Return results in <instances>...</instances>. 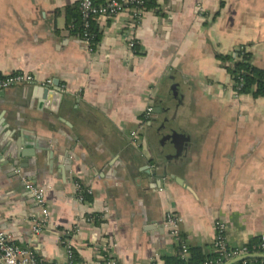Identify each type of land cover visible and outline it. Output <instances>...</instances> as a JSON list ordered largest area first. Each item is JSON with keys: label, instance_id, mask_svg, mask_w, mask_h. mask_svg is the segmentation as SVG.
<instances>
[{"label": "crops", "instance_id": "obj_1", "mask_svg": "<svg viewBox=\"0 0 264 264\" xmlns=\"http://www.w3.org/2000/svg\"><path fill=\"white\" fill-rule=\"evenodd\" d=\"M76 1L0 0V75L53 82L0 90V228L57 264L69 249L80 264H186L194 248L212 253L217 222L231 248L255 241L264 231V95L237 94L219 56L234 59L244 46L264 69V0H155L138 21H96L92 50L66 26ZM37 86L56 89L59 102ZM156 100L175 107L164 130L168 113L143 122ZM171 130L183 149L158 178L160 152H175L162 143ZM17 147L32 153L27 163L14 161ZM24 180L45 191L36 239L31 220L42 208ZM169 210L184 257L163 227Z\"/></svg>", "mask_w": 264, "mask_h": 264}, {"label": "built area", "instance_id": "obj_2", "mask_svg": "<svg viewBox=\"0 0 264 264\" xmlns=\"http://www.w3.org/2000/svg\"><path fill=\"white\" fill-rule=\"evenodd\" d=\"M146 0H101L96 3L94 0H79V11H80V27L81 32L78 34L92 50L93 43L91 42V34L89 31L90 21H99L102 19H109L121 14H126L131 20L138 21L144 12V3ZM129 48L134 46V42L128 43ZM234 59L237 58V54L233 53ZM26 83L29 85H42L52 88L53 82L51 79H46L39 82L37 78L26 71H13L4 75H0V90L8 89L15 84ZM234 90L240 87L239 82L233 80ZM152 106L149 105L144 111L143 122H145L152 111ZM131 137L135 138L136 133L132 132ZM15 171L21 172L18 164L16 165ZM27 190L33 196L35 201L42 208V216L40 218H33L31 220V231L32 237L37 238L41 233L45 225V218L47 216V210L45 207V191L38 185L31 183L28 180H24ZM82 199V197H80ZM178 216L169 210L163 219V227L167 230L168 234L179 243L181 253L184 256L188 254V247L185 243L181 242L179 229H178ZM225 226L221 222L216 224V233L212 240L213 252H216L215 259L205 260L202 263H186V264H222L225 261L244 254L254 252H264V231L259 234L257 239L251 244H246L236 248H231L224 233ZM69 261L66 264H73L71 258V250H68ZM0 264H57L55 262L46 261L42 257L38 256L33 249L28 245H18L13 241L11 235L5 230L0 228ZM103 264H116L113 258L105 257ZM153 264V263H148Z\"/></svg>", "mask_w": 264, "mask_h": 264}, {"label": "trees", "instance_id": "obj_3", "mask_svg": "<svg viewBox=\"0 0 264 264\" xmlns=\"http://www.w3.org/2000/svg\"><path fill=\"white\" fill-rule=\"evenodd\" d=\"M96 3L101 0H94ZM155 0H146L144 3V8L149 9L155 7ZM65 22L71 30V33L80 34V11H79V0L73 4L65 7ZM91 42H99L101 37V32L99 26L95 20L90 21ZM237 58L233 59L231 55H220L223 61H225L226 69L231 74L232 79L237 83L239 82L240 87L236 89L237 94H252L253 97L264 95V69L255 66L251 61V53L247 51L244 46L240 49L235 50ZM85 197L88 198L84 194ZM251 244V243H249ZM216 252L208 255H201L199 250L194 248L192 262L190 263H202L205 260L215 259ZM71 258L73 264H80V259L75 250L71 249ZM255 262L257 264H264V259H247L240 261L239 263ZM211 264H215L212 262Z\"/></svg>", "mask_w": 264, "mask_h": 264}, {"label": "water", "instance_id": "obj_4", "mask_svg": "<svg viewBox=\"0 0 264 264\" xmlns=\"http://www.w3.org/2000/svg\"><path fill=\"white\" fill-rule=\"evenodd\" d=\"M55 84H57V81H55ZM37 87H39L38 88V92L39 93L41 91H43V93H42L43 96H45V95H49V96H52V97L55 96L54 95V90H56V89L49 90L48 88H44V87H40V86H37ZM41 88L43 90H41ZM170 89H171L172 93L178 95L179 84L178 83H173L171 85ZM48 91L51 92V93L48 94ZM59 99H60V97H56L55 96V98H54L55 103L56 102L58 103ZM160 104H161L160 101H157V100L155 101V105L153 106L151 114H150V117H149L150 119L148 121V127L151 126V125H154L156 123L157 115H159V114L162 115L163 113H166V114L168 113L167 115H165L163 117L164 121L157 128V130H160V129L164 130L167 127L166 123L168 122V120H170L172 117L175 116V113L172 111L175 107H170L169 105H166V106L163 105V107H162ZM161 137H162V143L166 139L170 140L169 142H172V144H173V146L175 148V152L173 154H165V153H163V151H161L160 155H159V158H160L161 162L164 161L165 163L162 162V163H164V165H159V166H157V168L160 167V166L162 167L161 171H162V173H164L163 174L164 176L163 175H157V176H158V178H167L166 175L169 174V170H168L169 163H166V160H173V159L177 158L179 156L181 150L183 149V144H182V141L179 139V138H181L180 135L174 130H171L169 134H165L164 136L161 135ZM17 148L15 149V152H13V156H12L14 161L19 160V162H21V163H27V160H24V158L26 156H31L32 153L28 152V151H25V150H22V149H19V147H17ZM16 165H17V163H16ZM26 165L27 164H25V166ZM153 174L155 175V170H154ZM24 187L26 188L25 182H24ZM26 190H27V188H26ZM251 258L264 259V252H254V253L239 255V256L233 257V258L225 261L222 264H235L237 262L244 261V260L251 259Z\"/></svg>", "mask_w": 264, "mask_h": 264}, {"label": "rangeland", "instance_id": "obj_5", "mask_svg": "<svg viewBox=\"0 0 264 264\" xmlns=\"http://www.w3.org/2000/svg\"><path fill=\"white\" fill-rule=\"evenodd\" d=\"M232 81H233V79H232Z\"/></svg>", "mask_w": 264, "mask_h": 264}]
</instances>
